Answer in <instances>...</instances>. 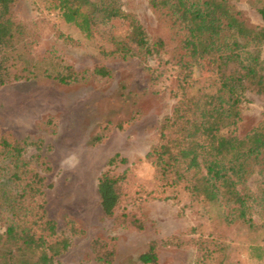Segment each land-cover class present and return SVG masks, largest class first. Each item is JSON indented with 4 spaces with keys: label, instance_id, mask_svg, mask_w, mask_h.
<instances>
[{
    "label": "rangeland",
    "instance_id": "374dc122",
    "mask_svg": "<svg viewBox=\"0 0 264 264\" xmlns=\"http://www.w3.org/2000/svg\"><path fill=\"white\" fill-rule=\"evenodd\" d=\"M233 3L249 24H264L256 5L248 0ZM121 6L152 41L165 39L160 55L113 53V36L121 38L124 26H99L88 38L52 9L49 0H18L13 7L21 29L17 65L10 71L12 76L28 74V66L37 77L10 79L0 86V135L26 140L27 156L41 154L47 162L41 170L48 215L71 240L60 259L65 264H145L139 256L155 240L157 264H264V168L256 166L246 181L253 195L252 222L237 219L222 202L191 193L185 183L164 194L155 180L147 184L155 168L146 155L158 141L162 119L172 113L187 69L180 62L179 35L148 0H121ZM261 50L264 63V43ZM57 59L72 65L79 79L64 84L45 76L44 70ZM100 65L108 66L111 75H94L92 69ZM190 66L196 88H211L213 81ZM241 106L239 131L245 133L264 118V94L248 90ZM116 153L128 162L114 170L129 168L120 211L146 218L142 230L118 224L102 209L98 178ZM3 187L0 180V198ZM73 223L75 234L70 231ZM95 238L116 246L111 263L96 259Z\"/></svg>",
    "mask_w": 264,
    "mask_h": 264
},
{
    "label": "trees",
    "instance_id": "16d2710c",
    "mask_svg": "<svg viewBox=\"0 0 264 264\" xmlns=\"http://www.w3.org/2000/svg\"><path fill=\"white\" fill-rule=\"evenodd\" d=\"M17 1L0 0V86L10 79L37 77L28 66L24 68L28 74L12 76L10 71L17 65L15 51L21 29L13 10ZM248 1L257 6L264 22V0ZM148 2L179 35L183 50L180 62L187 71L172 113L162 119L158 141L146 155L155 168L154 178L147 184L155 180L164 194L167 188L185 183L191 193L210 202H222L237 219L252 222L249 201L253 195L246 181L256 166L264 168V118L245 133L239 129L246 92L264 94V24H249L233 0ZM49 3L88 38L99 26H124L126 32L121 38L113 36V53L149 57L160 55L167 46L162 36L152 41L138 19L124 11L121 0ZM58 59L44 70L45 76L64 84L77 81L78 71ZM191 63L213 81L211 88H196ZM92 73L107 77L111 69L100 65ZM27 145L26 140L0 135V180L4 183L0 198V264H65L60 255L69 249L71 240L59 232L57 222L48 215L46 177L41 170L47 162L41 154L28 157ZM127 162L119 153L108 160L107 169L98 178V192L106 216L124 227L142 230L146 218L129 210L120 211L127 195L129 168L120 173L114 168ZM144 191L152 194V190ZM70 231L76 233L75 223ZM92 249L102 263H111L116 254V246L106 239H93ZM139 260L158 263L157 241L149 243Z\"/></svg>",
    "mask_w": 264,
    "mask_h": 264
}]
</instances>
